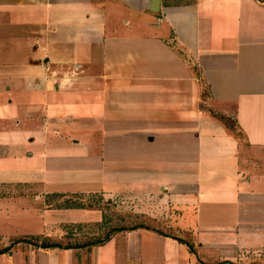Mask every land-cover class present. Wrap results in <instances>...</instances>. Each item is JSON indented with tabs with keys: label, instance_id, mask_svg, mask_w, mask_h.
Returning a JSON list of instances; mask_svg holds the SVG:
<instances>
[{
	"label": "crops",
	"instance_id": "crops-1",
	"mask_svg": "<svg viewBox=\"0 0 264 264\" xmlns=\"http://www.w3.org/2000/svg\"><path fill=\"white\" fill-rule=\"evenodd\" d=\"M91 193L131 195L195 244L120 232L96 264L264 249L263 3L0 0V237L44 234L47 202Z\"/></svg>",
	"mask_w": 264,
	"mask_h": 264
},
{
	"label": "rangeland",
	"instance_id": "rangeland-1",
	"mask_svg": "<svg viewBox=\"0 0 264 264\" xmlns=\"http://www.w3.org/2000/svg\"><path fill=\"white\" fill-rule=\"evenodd\" d=\"M238 133L242 136L241 132L238 131ZM133 201L131 195L111 199L106 198L101 193L74 194L69 197L54 196L45 205L47 210L50 209L47 216H49L48 221L49 223L51 222V226L48 230L46 229L47 231L44 234L38 236L13 235L7 238L0 237V248L10 245L16 238L25 236L33 238L38 243H82L102 236L114 226H129L136 223L158 228L166 234L193 242V239L187 233L175 230L174 226H170L169 222L164 220L158 221L154 217L136 212V206ZM74 208L84 213L76 211L77 213L73 214L69 209ZM123 233H121V237L117 239V242L115 240V243L120 246H125L129 243L127 237L122 235ZM98 247L93 246L68 250L59 248L43 249L29 243L20 242L14 245L12 250L5 254V257H0V260L12 263L20 261L25 264H96L97 260L103 258V256L109 257L108 251L99 249ZM123 260L124 258L121 255L120 263ZM243 262L246 264H264V249L259 252H251L249 259L247 261L243 260Z\"/></svg>",
	"mask_w": 264,
	"mask_h": 264
},
{
	"label": "trees",
	"instance_id": "trees-1",
	"mask_svg": "<svg viewBox=\"0 0 264 264\" xmlns=\"http://www.w3.org/2000/svg\"><path fill=\"white\" fill-rule=\"evenodd\" d=\"M259 2L264 4V0H258ZM214 116H216L218 119H220L228 128H230L231 130L236 131L237 130V125L236 122L226 116V115H222V114H218V113H214ZM240 136L241 134L238 133ZM83 207V206H81ZM148 229L150 231L156 232L158 234L161 235H165V236H170L173 237L174 239L178 240L179 242H182L184 244H187V246L192 250V252H195V244L190 241V240H186L180 237H174L171 236L169 234H166L164 232H162L161 230H159L158 228H154V227H150V226H146V225H141V224H131V225H118V226H114L112 228H110L108 231H106V233H104L102 236H98L92 240H88V241H84L82 243H76V244H64L62 242H42V243H38L36 242L33 238L30 237H21V238H16L12 241V243L8 246H5L3 248H0V254H6L8 252H10L13 248L14 245L20 243V242H25V243H29L32 244L34 246H38L41 247L43 249H55V248H59V249H73V248H88V247H93V246H102L104 244H106L107 242H109L112 237L120 232H125V231H131V230H136V229ZM255 264V263H253Z\"/></svg>",
	"mask_w": 264,
	"mask_h": 264
},
{
	"label": "water",
	"instance_id": "water-1",
	"mask_svg": "<svg viewBox=\"0 0 264 264\" xmlns=\"http://www.w3.org/2000/svg\"><path fill=\"white\" fill-rule=\"evenodd\" d=\"M157 2V0H155Z\"/></svg>",
	"mask_w": 264,
	"mask_h": 264
}]
</instances>
